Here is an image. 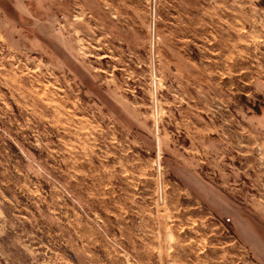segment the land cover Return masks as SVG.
I'll return each mask as SVG.
<instances>
[{"label":"rangeland","instance_id":"obj_1","mask_svg":"<svg viewBox=\"0 0 264 264\" xmlns=\"http://www.w3.org/2000/svg\"><path fill=\"white\" fill-rule=\"evenodd\" d=\"M0 264H264V0H0Z\"/></svg>","mask_w":264,"mask_h":264}]
</instances>
